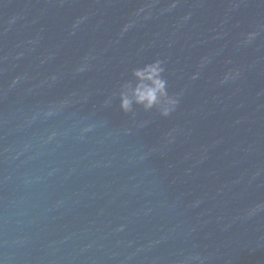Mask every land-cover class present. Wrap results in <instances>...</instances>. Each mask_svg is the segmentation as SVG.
Returning a JSON list of instances; mask_svg holds the SVG:
<instances>
[{
  "label": "water",
  "instance_id": "obj_1",
  "mask_svg": "<svg viewBox=\"0 0 264 264\" xmlns=\"http://www.w3.org/2000/svg\"><path fill=\"white\" fill-rule=\"evenodd\" d=\"M0 264H264V0H0Z\"/></svg>",
  "mask_w": 264,
  "mask_h": 264
},
{
  "label": "clouds",
  "instance_id": "obj_2",
  "mask_svg": "<svg viewBox=\"0 0 264 264\" xmlns=\"http://www.w3.org/2000/svg\"><path fill=\"white\" fill-rule=\"evenodd\" d=\"M164 71L160 60L134 71L133 75L139 83L132 89L131 96L127 93L121 94L122 110L129 112L132 104L136 103L142 105L146 110L160 105L162 106V115L165 116L173 111L178 100L168 95L167 81L163 78Z\"/></svg>",
  "mask_w": 264,
  "mask_h": 264
}]
</instances>
